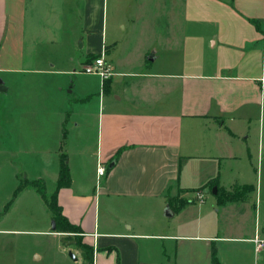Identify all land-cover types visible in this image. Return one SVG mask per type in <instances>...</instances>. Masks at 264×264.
<instances>
[{
  "label": "crops",
  "instance_id": "crops-1",
  "mask_svg": "<svg viewBox=\"0 0 264 264\" xmlns=\"http://www.w3.org/2000/svg\"><path fill=\"white\" fill-rule=\"evenodd\" d=\"M101 53L105 82L80 72ZM0 89L5 163L79 231L41 233L63 264H264V0H0Z\"/></svg>",
  "mask_w": 264,
  "mask_h": 264
},
{
  "label": "rangeland",
  "instance_id": "rangeland-1",
  "mask_svg": "<svg viewBox=\"0 0 264 264\" xmlns=\"http://www.w3.org/2000/svg\"><path fill=\"white\" fill-rule=\"evenodd\" d=\"M164 47L172 48V46ZM172 53L174 52L165 49L164 58L169 59ZM28 165L31 168V175L35 174L36 172L33 169L35 163L33 160H29ZM0 169H2L5 174H8L7 189L5 188L6 182L4 180L0 199L6 197L7 193L9 200H11L14 186L16 185L13 175L19 176L17 183H20V181L23 180L25 171L15 157L10 158L9 163L6 164L4 161V154L1 150ZM48 190L50 189L47 188V194H49ZM238 191L239 193L237 192V194L239 197L242 194H247L246 189H238ZM262 199L264 204V196ZM49 216V212L44 204L33 191H27L22 194L20 198L15 200L13 207H11L9 211L8 222L5 225V229L10 232L2 236L3 243L2 246H0V264H63L60 256L52 250L49 238L41 234L51 229L52 220L48 218ZM37 253L41 255L40 261L34 260Z\"/></svg>",
  "mask_w": 264,
  "mask_h": 264
},
{
  "label": "trees",
  "instance_id": "trees-1",
  "mask_svg": "<svg viewBox=\"0 0 264 264\" xmlns=\"http://www.w3.org/2000/svg\"><path fill=\"white\" fill-rule=\"evenodd\" d=\"M63 141H64V135L62 136V141L60 143V149L63 148ZM70 184V177L67 167V158L65 154H61L60 156V168H59V174H58V180H57V189L61 188H67ZM26 188H33L36 193L39 194L40 198L42 199L43 203L47 207V209L50 211L52 215V219L55 222V228L57 232H62L66 234H75L79 233L78 229L70 225L64 217L61 215L60 207L57 204L56 201V192H54L52 195H47L45 192V187L42 182L40 181H28V180H22L20 181L19 185L15 189L12 199L10 200L9 204L12 203V201L17 197V195L22 192ZM218 203L222 204L227 201H234L239 198L236 191L234 192H225L220 191L218 193ZM172 200H168V204L171 205ZM5 211V210H4ZM74 236H68V239L75 241V246L77 249L81 250L84 258L90 262L91 258V251L88 247L81 244V242L73 238ZM212 262L213 264H219L215 258V253L212 251Z\"/></svg>",
  "mask_w": 264,
  "mask_h": 264
},
{
  "label": "built area",
  "instance_id": "built-area-1",
  "mask_svg": "<svg viewBox=\"0 0 264 264\" xmlns=\"http://www.w3.org/2000/svg\"><path fill=\"white\" fill-rule=\"evenodd\" d=\"M80 72L87 75H96L101 78L103 82L110 79L112 76V66L106 60L105 54L101 53L98 57L94 58L89 64L83 66ZM105 168L102 165H98L96 169L97 180H100L105 175ZM195 197L198 201L203 199V195L200 192H196ZM254 252L257 254L264 249V239L259 235H255L252 239Z\"/></svg>",
  "mask_w": 264,
  "mask_h": 264
},
{
  "label": "water",
  "instance_id": "water-1",
  "mask_svg": "<svg viewBox=\"0 0 264 264\" xmlns=\"http://www.w3.org/2000/svg\"><path fill=\"white\" fill-rule=\"evenodd\" d=\"M1 91V89H0ZM213 194H216V191L215 189H213ZM51 230L54 231L55 230V224H54V221L51 222ZM62 242H64L66 245H72L74 242L73 241H64L62 239ZM69 257L72 259V260H76L74 255L72 253H69Z\"/></svg>",
  "mask_w": 264,
  "mask_h": 264
}]
</instances>
